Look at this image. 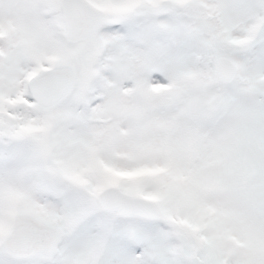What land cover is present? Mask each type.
<instances>
[{
  "label": "snow or ice",
  "instance_id": "obj_1",
  "mask_svg": "<svg viewBox=\"0 0 264 264\" xmlns=\"http://www.w3.org/2000/svg\"><path fill=\"white\" fill-rule=\"evenodd\" d=\"M0 264H264V0H0Z\"/></svg>",
  "mask_w": 264,
  "mask_h": 264
}]
</instances>
